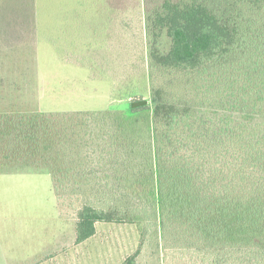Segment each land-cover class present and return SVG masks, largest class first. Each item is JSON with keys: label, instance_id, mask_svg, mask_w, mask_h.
Wrapping results in <instances>:
<instances>
[{"label": "trees", "instance_id": "trees-1", "mask_svg": "<svg viewBox=\"0 0 264 264\" xmlns=\"http://www.w3.org/2000/svg\"><path fill=\"white\" fill-rule=\"evenodd\" d=\"M13 1L11 12L21 0ZM19 3L13 13L22 24L7 20L6 16L2 20L5 10H0V40L9 42V37L14 42L27 38L34 29L35 16L29 3ZM143 3L148 68L152 72L182 73L183 88L191 93L187 97L186 92L176 94L170 88H152L151 182L155 187L142 190L147 198L156 195L162 238L170 248L192 249L202 264H264V0H143ZM65 29L64 32L70 31L71 26ZM90 57L82 56L78 63L90 69L100 67V62L95 59L93 63ZM222 76L228 81L220 83L217 78ZM119 84L112 90L113 98L119 96L127 103L125 109L110 105L104 113L0 114V167L11 162L55 161L52 165L56 171L51 175L56 188L69 179L68 166L76 163L79 169L84 168L79 170L81 175L97 174L98 186H87L90 191H140L144 179L135 178L129 187L120 186L122 178L116 173L134 165L136 152L122 149L125 142L129 147L133 145L124 131L125 127H132L130 117L148 109V100L143 95L132 99L127 94L123 100L121 93L133 85L132 78L124 86L123 82ZM224 91L227 100H223ZM234 94L245 99H234ZM198 98L221 111H228L229 105L239 106L245 117L263 119L254 121L246 117L248 122L234 123L224 114L206 116L200 112ZM88 123L98 128L96 135L90 134L92 140L105 138L114 150L107 152V156H96L99 170L91 169L92 163L90 173L84 167L89 142L84 141L88 148L82 158L81 148L75 147L74 151L65 145L81 134L75 130L78 124ZM111 170L115 171L112 184ZM78 183L81 185L77 189L83 190V182ZM102 197L100 206L85 201L77 209V244L96 233L97 223L146 219L145 208L135 206L121 211L110 195ZM139 253L140 247L120 264H137Z\"/></svg>", "mask_w": 264, "mask_h": 264}, {"label": "rangeland", "instance_id": "rangeland-1", "mask_svg": "<svg viewBox=\"0 0 264 264\" xmlns=\"http://www.w3.org/2000/svg\"><path fill=\"white\" fill-rule=\"evenodd\" d=\"M3 1L0 0V5ZM18 3H29L30 12L35 16L34 29L27 38H17L14 42H10L9 37V42L0 40V102L5 104L0 106V114L104 113L110 105L125 109L128 104L119 96L113 98L112 90L119 87L120 82L124 86L132 78L133 85L121 93L123 100L125 94L132 99L143 95L149 107L129 118L132 127H125L124 132L133 145L129 147L125 142L122 149L133 150L137 156L132 168H120L116 174L122 178L120 186L129 187L138 178L144 181L140 191H90L87 186H98L95 183L97 174L81 175L79 170L84 168L79 169L74 163L68 166L71 169L69 179L55 188L51 175L56 171V166L52 165L55 161L5 163L3 171L13 175H0V264H5L3 253L10 247L9 243L26 250L44 248L45 260L41 264H120L139 247L137 264H202L192 249L166 245L160 231L156 195L147 198L142 190L155 187L151 182L154 169L152 88H170L176 94L186 92L187 97L191 94L183 88L182 73L152 72L148 68L143 0H21ZM13 5V0H5L0 6V10H5L2 20L6 16L7 20L22 24L13 13L16 6L11 12ZM8 10L10 12H6ZM261 24L259 20L258 26ZM69 25L70 31L64 32ZM82 56H91L93 63L98 60L100 67L95 65L90 69L81 65L78 61ZM217 79L220 83L228 81L223 76ZM226 94L224 91L223 100H227ZM233 98L245 99L240 94H234ZM197 100L200 112L206 116L224 114L234 123L248 122L246 117L254 121L263 119L261 116L245 117L239 106L229 105L228 111H221L209 101ZM181 127L182 124L178 128ZM75 130L81 134L70 138L65 145L73 147L74 151L75 147L81 148L82 158L88 148L84 143L87 140L89 149L86 162L83 160L84 167L90 173L93 163L91 169L98 171L96 156H107V152L113 150L110 141H104L105 138L92 140L90 136L96 135L98 130L94 123L78 124ZM109 173L112 184L115 171ZM76 181L84 183L83 190L77 189L81 183L76 184ZM109 186L115 188L117 185ZM104 194L110 195L112 203L121 211L135 206L145 208L146 219L143 222L97 223L96 233L77 244L76 235L73 236L77 209L85 201L100 206L98 203ZM167 244L173 246L170 241ZM34 263L29 261L28 264Z\"/></svg>", "mask_w": 264, "mask_h": 264}, {"label": "crops", "instance_id": "crops-1", "mask_svg": "<svg viewBox=\"0 0 264 264\" xmlns=\"http://www.w3.org/2000/svg\"><path fill=\"white\" fill-rule=\"evenodd\" d=\"M4 105H5L4 103L0 102V106H4ZM3 169H4V167L1 166L0 167V175H2V176L13 175V174H8L6 171H3ZM16 175H18V174H16ZM20 219H22V218H20ZM73 236H75L74 233H73ZM4 238H6V236ZM9 244H10V247L6 248V251L4 250L5 253H3V260L5 261L4 262L5 264H28L29 261L35 262L34 264H37V263L41 264V263H43V260H45L44 259L45 258L44 248L36 249V250H26L23 247L18 248V246L16 244H14V246L11 245V243H9ZM20 246H22V245H20ZM52 256L53 255H51V257ZM46 258L48 259V257H46Z\"/></svg>", "mask_w": 264, "mask_h": 264}]
</instances>
